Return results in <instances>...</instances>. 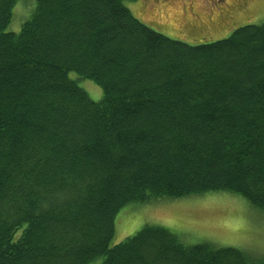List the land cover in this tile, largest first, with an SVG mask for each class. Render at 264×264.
I'll use <instances>...</instances> for the list:
<instances>
[{"label": "trees", "instance_id": "1", "mask_svg": "<svg viewBox=\"0 0 264 264\" xmlns=\"http://www.w3.org/2000/svg\"><path fill=\"white\" fill-rule=\"evenodd\" d=\"M17 1L0 0V264H264L157 225L111 246L130 205L224 193L264 211V23L188 45L136 0H36L14 33Z\"/></svg>", "mask_w": 264, "mask_h": 264}, {"label": "rangeland", "instance_id": "2", "mask_svg": "<svg viewBox=\"0 0 264 264\" xmlns=\"http://www.w3.org/2000/svg\"><path fill=\"white\" fill-rule=\"evenodd\" d=\"M230 1L136 0L125 4L135 18L152 30L188 45H199L226 38L240 26L264 23V0ZM35 6L36 0H18L7 30L18 33ZM227 10L233 14L226 15ZM69 77L92 101L101 100L102 91L93 82L73 73ZM145 224L168 229L185 245L210 243L264 260V211L251 207L238 196L214 193L130 205L116 220L111 246L132 236Z\"/></svg>", "mask_w": 264, "mask_h": 264}, {"label": "flooded vegetation", "instance_id": "3", "mask_svg": "<svg viewBox=\"0 0 264 264\" xmlns=\"http://www.w3.org/2000/svg\"><path fill=\"white\" fill-rule=\"evenodd\" d=\"M230 2H231V3H234V1H232V0H231ZM235 5H236V3H235ZM232 14H233L232 11H228V10L226 11V15H232ZM229 17H230V16H229Z\"/></svg>", "mask_w": 264, "mask_h": 264}]
</instances>
